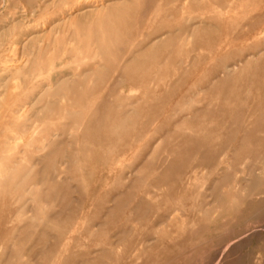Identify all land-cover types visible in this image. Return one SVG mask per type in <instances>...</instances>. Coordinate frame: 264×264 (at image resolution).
I'll return each mask as SVG.
<instances>
[{"label": "rangeland", "instance_id": "374dc122", "mask_svg": "<svg viewBox=\"0 0 264 264\" xmlns=\"http://www.w3.org/2000/svg\"><path fill=\"white\" fill-rule=\"evenodd\" d=\"M0 264H264V0H0Z\"/></svg>", "mask_w": 264, "mask_h": 264}, {"label": "bare ground", "instance_id": "6f19581e", "mask_svg": "<svg viewBox=\"0 0 264 264\" xmlns=\"http://www.w3.org/2000/svg\"><path fill=\"white\" fill-rule=\"evenodd\" d=\"M21 115V114H20Z\"/></svg>", "mask_w": 264, "mask_h": 264}]
</instances>
